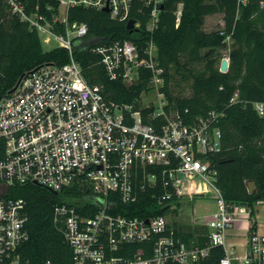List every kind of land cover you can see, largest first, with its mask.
Returning a JSON list of instances; mask_svg holds the SVG:
<instances>
[{
    "label": "built area",
    "instance_id": "obj_1",
    "mask_svg": "<svg viewBox=\"0 0 264 264\" xmlns=\"http://www.w3.org/2000/svg\"><path fill=\"white\" fill-rule=\"evenodd\" d=\"M135 1L141 2L136 12L148 9L151 32L164 0H55L56 11L46 7L49 16L38 7L27 13L18 0H2L44 47L66 50L69 60L22 76L0 100V264H20L18 250L29 239L25 199L7 196L9 189L28 185L57 198L51 222L70 248V264H199L213 248L223 252L218 264H264V232L257 224L252 230L251 208L224 198L208 161L220 149L223 113L188 119L170 105L152 39L141 48L126 39L100 44L85 39V23L68 18L80 7L126 24ZM139 27L135 21L134 29ZM77 47L99 56L109 79L119 78L125 87L147 73L145 90L132 103L108 100L101 86L83 77L73 58ZM223 59L229 65V57ZM237 100L235 92L230 104ZM251 107L264 118V101ZM145 196L151 198L146 217L125 215L127 205ZM202 196L213 199L212 213L191 211L187 223L168 222L165 214L177 213L176 203ZM201 229L194 239L179 235ZM198 238H205V246Z\"/></svg>",
    "mask_w": 264,
    "mask_h": 264
},
{
    "label": "trees",
    "instance_id": "obj_2",
    "mask_svg": "<svg viewBox=\"0 0 264 264\" xmlns=\"http://www.w3.org/2000/svg\"><path fill=\"white\" fill-rule=\"evenodd\" d=\"M27 13L38 7L49 16L46 7L56 11L55 0H18ZM264 0H164L156 27L146 31L148 9L136 12L141 7L135 1V11L130 18L140 24L137 31L126 30L125 22L115 21L108 14L76 7L70 10L69 20L85 23L88 32L85 39L100 44L117 40L132 41L138 48L152 39L158 49L159 65L163 68L164 86L161 89L170 105L185 118L206 115L209 111L223 113L220 129V149L208 157L217 170L216 185L224 198L230 202L248 205L254 216L253 205L264 201V118L251 107L255 101H264ZM181 4V15L175 28V12ZM221 14L224 27L220 31L205 32L207 16ZM60 29H58V32ZM231 40L229 66L226 73L219 72L215 65L213 49L224 46ZM208 51L202 55L201 51ZM73 58L80 64L83 77L90 85L103 88L108 100L126 104L146 88L147 73H142L137 84L125 87L121 80H110L99 56L89 48H74ZM69 60L64 49L46 50L36 31L10 16L0 0V100L25 76L43 64L62 65ZM186 84L189 96L173 94L174 88L181 92ZM173 86V89L171 88ZM237 92L238 100L230 104ZM187 110V112H185ZM254 181L256 189L248 194L246 183ZM7 196L25 199L28 217V241L18 250L20 264H70L71 251L63 242L61 233L51 222L52 204L57 198L47 190L28 185L8 190ZM151 198H139L130 208L128 216L146 217L144 209ZM255 221L252 230L255 229ZM179 234L182 239H194L195 233ZM205 231V230H204ZM205 246V238H198ZM137 246V245H136ZM223 256L221 248H213L205 262L218 264Z\"/></svg>",
    "mask_w": 264,
    "mask_h": 264
},
{
    "label": "rangeland",
    "instance_id": "obj_3",
    "mask_svg": "<svg viewBox=\"0 0 264 264\" xmlns=\"http://www.w3.org/2000/svg\"><path fill=\"white\" fill-rule=\"evenodd\" d=\"M223 27L224 23L221 14H213L205 18L203 25V29L205 32L220 31L223 30ZM230 46L231 40L229 38H226L224 46L213 49L212 54L214 55L213 58H215L216 66L219 64L218 62H221L223 58L229 57V52L231 50ZM44 48L48 50V47ZM207 51V49H204L201 51V54L204 55ZM171 88L173 89V86H171ZM173 90V94H177L180 96L190 95V90L186 84L181 85V92L179 93L177 88H174ZM175 206L177 207V213L170 214L169 212H166L165 215L169 223L177 225L187 223L189 221L188 217L191 211H194L196 214H210L215 209L213 199L209 198L208 196L193 197L191 200L185 198L176 203ZM204 208H207V210H204ZM253 209L255 214L254 217L259 221V231L264 232V203L254 204Z\"/></svg>",
    "mask_w": 264,
    "mask_h": 264
},
{
    "label": "water",
    "instance_id": "obj_4",
    "mask_svg": "<svg viewBox=\"0 0 264 264\" xmlns=\"http://www.w3.org/2000/svg\"><path fill=\"white\" fill-rule=\"evenodd\" d=\"M161 8H162V6H161ZM104 11L107 12V9L105 8ZM134 23H135V21L133 19H129L126 22V30L129 31V32L137 31V29H134ZM228 66L229 65H228L226 59H222L221 62H220V66H219V72L226 73L227 70H228ZM19 80H18V82H19ZM18 82L16 83V85L18 84ZM16 85L8 92L9 94L12 93L15 90ZM246 188H247L248 194H253V192L256 189V185H255L254 181L247 182L246 183ZM165 209L166 208H164L163 210H165Z\"/></svg>",
    "mask_w": 264,
    "mask_h": 264
},
{
    "label": "crops",
    "instance_id": "obj_5",
    "mask_svg": "<svg viewBox=\"0 0 264 264\" xmlns=\"http://www.w3.org/2000/svg\"><path fill=\"white\" fill-rule=\"evenodd\" d=\"M255 218V217H254ZM255 222H256V224H257V227H258V230H259V221L257 220V218H255Z\"/></svg>",
    "mask_w": 264,
    "mask_h": 264
}]
</instances>
